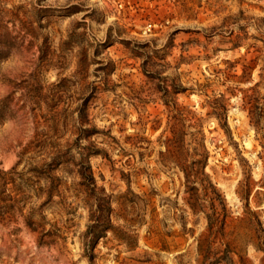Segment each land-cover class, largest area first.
Segmentation results:
<instances>
[{"label":"rangeland","instance_id":"obj_1","mask_svg":"<svg viewBox=\"0 0 264 264\" xmlns=\"http://www.w3.org/2000/svg\"><path fill=\"white\" fill-rule=\"evenodd\" d=\"M179 128L200 132L224 235L161 157ZM38 133L90 154L112 212L91 218L65 164L53 203L0 216V264H264V0H0V170ZM93 220L117 235L90 248Z\"/></svg>","mask_w":264,"mask_h":264},{"label":"trees","instance_id":"obj_2","mask_svg":"<svg viewBox=\"0 0 264 264\" xmlns=\"http://www.w3.org/2000/svg\"><path fill=\"white\" fill-rule=\"evenodd\" d=\"M175 118L182 121L180 114H177ZM199 134V131L191 132L188 143L185 131L182 128L174 129L172 137H167L164 141L166 150L161 153V157L166 163H174L183 173L187 193L190 195L187 203L195 214L203 212L206 215L208 220L207 229L210 236L224 235L228 219L227 209L222 195L205 172L208 153L204 144L198 139ZM57 140L58 138L54 136L38 133L20 152L19 161L10 170H0V203L12 202V205L0 207V212H2L0 216L11 212L23 214L26 206L35 198L44 199L38 208L39 210L53 203L55 196H61L59 190L61 179L55 176L54 173L63 165L70 163L78 167L77 174L80 177L78 186L86 194L91 218L94 215L96 216L97 213L112 212L110 203L109 207L103 204L107 199L100 196L91 167L85 158V155L89 157L90 154H82L80 162L76 164L74 156L71 155V146L68 145L66 150L61 149ZM30 155L33 156L30 159L40 158L41 164L32 165L28 163V166L19 170L22 162L27 161V157ZM217 203L221 207H218ZM207 209L211 213H206ZM37 213V210L32 207L30 217ZM40 217L43 218L41 214ZM93 221L97 222L89 226L86 232L87 238L93 237L91 244H89L90 248L96 239L104 237L103 234L108 229L117 235V231L110 223L107 225L106 223L101 224L99 220ZM27 226L32 232H37L43 227L40 224L36 225L30 218L27 220ZM120 241L129 244L124 237H120ZM208 244L207 238L200 241L199 251L202 253ZM217 260H222V258Z\"/></svg>","mask_w":264,"mask_h":264}]
</instances>
